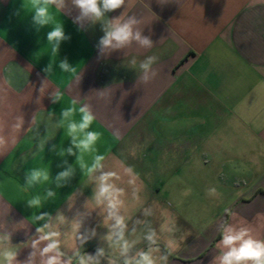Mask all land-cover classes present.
I'll return each mask as SVG.
<instances>
[{
  "label": "crops",
  "instance_id": "0c3cea01",
  "mask_svg": "<svg viewBox=\"0 0 264 264\" xmlns=\"http://www.w3.org/2000/svg\"><path fill=\"white\" fill-rule=\"evenodd\" d=\"M121 11L141 20L139 27L154 41L150 49L133 43L101 57L100 25L81 27L74 22L77 12L66 10L59 19L71 39L53 56L46 38L53 25L37 31L26 0H0V127L7 137L15 117L25 120L12 132L14 140L0 145V231L12 232L23 260L36 227L30 217L37 211L26 202L51 189L56 196L40 211L71 218L89 201L94 210L81 230L94 228L96 237L81 251L94 253L101 246L118 258L101 239L107 228L91 200V178L74 156L61 158L51 150L52 145L68 147L58 122L62 110L76 101L72 119L80 120V106L91 108L90 130L102 134L96 148L106 167L119 171L123 164L139 174V201L132 199L126 177L116 182L125 189L129 228L138 218L157 231L165 216L175 221L179 248L169 264H210L219 252L224 220L264 239V0H126L123 9L109 15ZM153 55L157 75L143 83L128 61ZM64 58L76 68L74 74L58 67ZM49 64L52 69L45 73ZM56 92L61 99L53 102ZM94 154H84V163L90 165ZM62 159L76 169L66 186L43 182L25 190L26 173L47 169L54 180L65 170L58 167ZM211 187L218 196L206 194ZM146 207L152 216L142 215ZM143 227L137 225V234ZM60 231L62 248L71 254L77 242L70 226L60 225ZM101 264H108L107 258Z\"/></svg>",
  "mask_w": 264,
  "mask_h": 264
},
{
  "label": "clouds",
  "instance_id": "9594fccd",
  "mask_svg": "<svg viewBox=\"0 0 264 264\" xmlns=\"http://www.w3.org/2000/svg\"><path fill=\"white\" fill-rule=\"evenodd\" d=\"M126 5V0H26V6L32 12L33 26L39 31L40 28L53 25L47 32L46 38L51 47L53 56L58 55L62 42L70 40L66 35L63 22L59 19L67 10H75L77 15L74 22L81 27L100 25L103 35L98 40V53L101 57L111 56L114 52H120L133 43L140 48L150 49L154 41L151 34L145 35L139 25L141 20L135 15L124 16L123 11L118 15L110 16V13L121 10ZM156 56H147L137 62L133 57L128 61V66L138 70L139 79L143 83H148L157 73L153 71V64L157 61ZM58 67L62 72L75 73L76 68L69 63L67 58L61 60ZM52 65H47L43 71L50 72ZM44 81H41V88ZM53 102L61 99V94L56 92L51 96ZM70 107L62 110L59 119V126L65 128V135L69 139L67 148L57 149L52 145L53 151L64 158L74 156L79 164L81 172L89 176L94 184L91 200L95 207L101 210L104 217V226L107 232L101 237L107 242L109 249H114L118 253V258H111L107 255L104 247L98 246L94 253L82 252L83 246L96 237L95 229L82 231V226L94 209L89 208V201H86L84 210H77L75 214L68 218L62 212H57L53 217L50 212H41L43 204L49 198L56 196V193L48 189L46 194L28 199L26 207L36 209L30 219L36 225L35 232L27 244L30 248L27 256L18 259V249L21 245L12 243V232L0 231V264H101L103 258H107L108 264H169V257L179 248V242L175 237L178 231L175 221L165 216L164 222L160 225L159 231L150 226L147 220L136 219L133 226L129 228V218L123 212L125 201V189L116 182L126 177V183L131 189L133 200L139 201L140 186L138 184L139 174L132 166L121 165L119 171L106 167L104 154H100L96 148L101 133L90 130L95 120V116L88 105L78 108L81 114L77 122L72 119L77 111L76 101L71 102ZM25 123L24 116L15 117L8 127V136H5V129L0 127V145L6 144L9 139L14 140L12 132L19 130ZM47 141H41L43 148ZM86 153H95L90 165L85 164L83 156ZM135 155V150H132ZM58 167L65 170L59 172L54 180L50 177L47 169L33 168L25 174V190L35 183L52 182L56 188L66 186L76 174V169L69 164L67 159H62ZM206 194L210 197L219 195L215 187L208 188ZM74 196L68 197V209L73 207ZM231 215L229 209L224 210ZM142 215L149 217L153 215L150 207L143 208ZM161 215H165L163 212ZM43 223H40L42 222ZM70 226L74 240L77 242L68 254L62 248V232L60 225ZM137 225H143V230L137 234ZM221 239L216 245L219 250L218 255L213 257L210 264H264V239L256 238L249 228L238 226L224 220L219 225ZM134 236V239H129ZM144 243L145 247L137 248L138 244Z\"/></svg>",
  "mask_w": 264,
  "mask_h": 264
}]
</instances>
